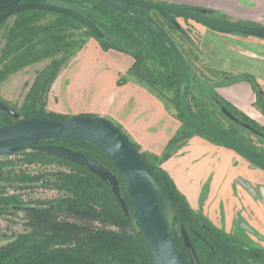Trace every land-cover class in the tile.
I'll list each match as a JSON object with an SVG mask.
<instances>
[{
  "label": "trees",
  "instance_id": "obj_1",
  "mask_svg": "<svg viewBox=\"0 0 264 264\" xmlns=\"http://www.w3.org/2000/svg\"><path fill=\"white\" fill-rule=\"evenodd\" d=\"M24 2L51 4L76 11L94 22L104 37L97 38L71 16L47 10H27L6 19L0 25L4 40L0 48V86L12 74L28 66L46 60H50V63L37 72L22 106L12 109L18 118L0 108V127L28 118H54L60 121L68 119L70 116L47 110V96L61 71L85 49L90 39H95L104 51L115 50L131 56L135 61L134 65L126 76L120 78L118 85H124L129 78L133 79L160 98L168 111L174 109L182 124L161 156L141 152V147L116 125L132 141L161 185L163 193L176 207L177 215L173 225L177 233L176 244L183 260L186 264H197L192 251L184 244L182 227L190 236L200 264H264L263 249L245 244L213 225L201 212L193 210L170 175L162 168L194 135L225 145L198 131L185 119L180 107V83L176 70L158 39L133 18L100 0ZM206 12L209 17L223 19L215 16L212 11ZM146 13L149 15V12ZM159 16L172 32L187 37L186 28L182 24L179 23L180 28H176L160 14ZM161 26L178 49L172 34ZM188 41L194 47L197 46L196 39L188 36ZM178 52L186 65L190 80L195 83L198 75H193L191 66L179 49ZM244 79L256 93V107L264 115V93L261 87L254 77L245 76ZM187 95L193 113L204 124L232 137L264 158V151L249 145L240 135L239 129L250 134L252 132L226 117L230 125L224 128L220 121L214 120V113L206 104L200 105L195 100L198 109L195 110L190 97L191 88L187 90ZM207 95L209 102L219 108H226L240 122L256 129L259 132L256 136L264 143L263 126L223 100L213 88L208 89ZM0 102L7 106L4 101ZM221 115L224 116L222 113ZM53 144L84 153L114 173L121 183L122 196L130 213L126 215L123 212L106 182L70 161L35 150L13 159L0 158V220L24 212L26 226L29 228L24 233L1 237L0 264H155L135 217L125 184L111 160L97 147L82 140L59 139ZM36 189L56 191L59 197L50 201L33 202H26L21 198L22 192Z\"/></svg>",
  "mask_w": 264,
  "mask_h": 264
},
{
  "label": "crops",
  "instance_id": "obj_2",
  "mask_svg": "<svg viewBox=\"0 0 264 264\" xmlns=\"http://www.w3.org/2000/svg\"><path fill=\"white\" fill-rule=\"evenodd\" d=\"M146 1L201 8L223 20L264 30V0ZM178 19L199 44H189L185 53L177 47L202 86H211L223 100L264 127L256 93L244 79L254 77L264 92V37L222 34L194 21ZM89 44L62 70L66 77L58 76L53 86L60 92V103L50 99L48 109L69 116L100 114L122 127L142 151L161 156L181 122L160 98L133 79L118 85L134 65L131 56L104 51L95 39ZM196 85L199 92L201 85ZM162 168L193 210L225 232L264 249L263 169L200 135L192 136Z\"/></svg>",
  "mask_w": 264,
  "mask_h": 264
},
{
  "label": "water",
  "instance_id": "obj_3",
  "mask_svg": "<svg viewBox=\"0 0 264 264\" xmlns=\"http://www.w3.org/2000/svg\"><path fill=\"white\" fill-rule=\"evenodd\" d=\"M100 1L133 18L149 30L161 43L176 70L180 83V107L188 123L198 131L241 154L254 165L264 169L262 156L232 137L204 124L193 113L187 95V90L191 87V80L186 65L168 33L146 12H157L176 28H180L177 18H183L222 34L264 37V30L209 17L206 10L196 7H181L146 0ZM27 10H47L71 16L81 22L97 38L102 39L104 37L94 22L76 11L51 4L24 2V0H0V25L10 16ZM0 108L14 118H18L16 112L10 107L0 103ZM222 112L232 122L259 134L248 124L240 122L226 108L222 107ZM59 139H78L92 144L111 160L125 184L135 217L155 264H186L176 244L177 233L173 225L174 217L177 215L176 207L165 196L161 185L142 160L140 152L132 141L110 120L101 116L92 117L86 114L73 115L65 121L54 118L20 119L11 125L0 127V158L13 159L35 150L77 164L106 182L118 199L123 212L129 215L130 208L122 196L121 183L118 177L84 153L53 144ZM42 143L45 145H41ZM181 234L186 248L192 251L194 258L199 263L190 236L184 227H182Z\"/></svg>",
  "mask_w": 264,
  "mask_h": 264
},
{
  "label": "rangeland",
  "instance_id": "obj_4",
  "mask_svg": "<svg viewBox=\"0 0 264 264\" xmlns=\"http://www.w3.org/2000/svg\"><path fill=\"white\" fill-rule=\"evenodd\" d=\"M158 3H160V2H158ZM166 4H169V3H166ZM148 12H149L150 17H152L154 20H156L160 25H163L172 34V38L174 39L176 45H178V47H180L183 50V52L185 53V51H186L185 47H188L190 44L188 41V36L191 39H192V37L190 35H187V37L186 36L184 37L183 35H180L177 32H172L169 29L167 23L164 22V20L159 16V14L157 12H155V11H148ZM177 21L180 22L181 20L177 18ZM2 34H3V31L0 33V48L2 47V45L4 43ZM90 41H91V39L89 40V42ZM89 42L85 48H87L88 45H90ZM195 43L197 44V46L199 45L198 42H195ZM49 63H50V60H46V61L34 64V65L28 66V67L22 69L21 71L15 73V74H12L0 86V100L7 103V106L10 107L11 109H18L20 106H22V104L24 103V101L27 97V94L29 93L30 88H31V86L35 80L37 72L44 69ZM61 73H62V71H61ZM192 73L194 75L193 71H192ZM62 76H63L62 78L66 77V75H62ZM196 82L201 85L200 88L202 89L203 92L201 91V89L198 92V90H197L198 86L196 85ZM196 82L194 83L193 80L191 81V87H190L191 88V96H190L191 100L197 99L199 101V104L201 105V103H202L203 106H204V104H206L205 106H207L211 110V112L214 113L213 114L214 120L220 121L221 125L224 128H228L230 123L224 116L221 115L220 108L215 106V104H213L211 102H210L211 106L207 104V102L209 103V100H208L209 98L207 95L208 89L209 88L212 89V87L209 86V88H207L206 86H202L199 78ZM203 85H204V83H203ZM53 88H54V86H52L51 91L49 92V94L47 96V110L51 111V112H54V111L48 109L49 100L51 99L52 103H54L52 100H55L56 101L55 104H57L58 101L60 103V98H61V97H59L60 92L59 91H58L59 93L56 92L57 87L54 89ZM53 90H55V91H53ZM55 92H56V96L58 98L54 97ZM262 92H263V90H262ZM170 112L176 117L177 112L174 109H172V111H170ZM55 113H57V112H55ZM58 114L66 115L63 113H58ZM86 115L101 116L100 114H96V113L86 114ZM67 116H69V115H67ZM239 133L244 138V140L249 145H251L253 148H255L259 151H264V143L256 135L250 134L243 129H239ZM141 152H144V151H142V148H141ZM146 153H148V152H146ZM149 154H151V153H149ZM52 169H54V168H52ZM33 170H37V169H33ZM9 192L13 193L12 190H9ZM58 197H59V194L56 191L46 190V189H36L34 191H24L21 193V198L23 200H25L26 202H29V201L30 202H33V201H50V200H54ZM26 223H27V218H26V214L24 212H18V213H16L15 216H11L10 218L7 217L5 219L4 218L1 219L0 220V242H1V237L3 235L11 236L13 234H20V233L26 232L29 229L26 226Z\"/></svg>",
  "mask_w": 264,
  "mask_h": 264
},
{
  "label": "flooded vegetation",
  "instance_id": "obj_5",
  "mask_svg": "<svg viewBox=\"0 0 264 264\" xmlns=\"http://www.w3.org/2000/svg\"><path fill=\"white\" fill-rule=\"evenodd\" d=\"M179 23V22H178ZM220 111H221V113L223 114V112H222V107H220ZM224 115V114H223ZM224 117H226L225 115H224ZM227 118V117H226ZM228 119V118H227ZM229 120V119H228ZM231 121V120H230ZM245 129V128H244ZM248 130V129H247ZM256 130V129H255ZM250 131V130H249ZM257 131V130H256ZM251 132V131H250ZM258 132V131H257ZM253 133V132H252ZM259 133V132H258ZM254 135H258V134H255V133H253ZM227 148H229V147H227ZM229 149H231V148H229ZM236 152V151H235ZM239 154V153H238ZM241 155V154H240ZM245 158V157H244ZM251 162V161H250ZM254 164V163H253ZM257 166V165H256ZM257 167H259V166H257ZM259 168H261V167H259ZM263 169V168H262ZM264 170V169H263ZM203 214V213H202ZM204 215V214H203ZM205 216V215H204ZM206 217V216H205ZM213 224V223H212ZM214 225V224H213ZM224 231V230H223ZM227 233V232H226ZM230 234V233H229ZM232 235H234V234H232ZM235 237H237V238H239L240 240H242L245 244H247V245H249V246H251V247H254V248H260V249H263V248H261V247H259V246H257V245H252V244H250V243H248L247 241H245L244 240V238H241V237H239V236H236V235H234ZM193 246V245H192ZM264 250V249H263ZM196 254V253H195ZM197 256V255H196ZM193 258H194V255H193ZM195 259V258H194ZM197 259H198V257H197ZM195 261L197 262V260L195 259ZM198 261H199V259H198ZM197 264H200V261H199V263L197 262Z\"/></svg>",
  "mask_w": 264,
  "mask_h": 264
}]
</instances>
